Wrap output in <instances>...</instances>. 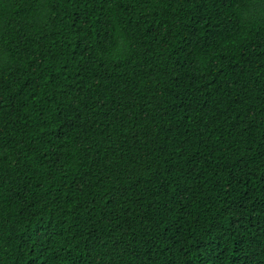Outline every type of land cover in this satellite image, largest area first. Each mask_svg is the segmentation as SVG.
Segmentation results:
<instances>
[{
	"label": "trees",
	"instance_id": "trees-1",
	"mask_svg": "<svg viewBox=\"0 0 264 264\" xmlns=\"http://www.w3.org/2000/svg\"><path fill=\"white\" fill-rule=\"evenodd\" d=\"M0 264H264V0H0Z\"/></svg>",
	"mask_w": 264,
	"mask_h": 264
}]
</instances>
